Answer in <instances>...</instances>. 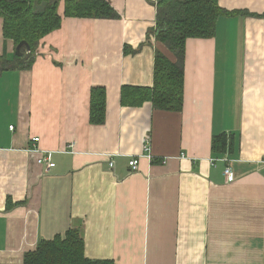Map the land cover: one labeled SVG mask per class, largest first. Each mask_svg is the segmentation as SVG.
<instances>
[{"label":"crops","instance_id":"crops-1","mask_svg":"<svg viewBox=\"0 0 264 264\" xmlns=\"http://www.w3.org/2000/svg\"><path fill=\"white\" fill-rule=\"evenodd\" d=\"M105 1L118 18L66 17L60 0V28L19 61L0 16V69L14 66L0 72V264L70 229L90 260L264 264V0H217L249 16L186 41L180 112L121 104L122 87H153L157 0ZM93 87L102 125L89 122ZM223 134L232 149L215 154ZM35 137L52 168L29 152Z\"/></svg>","mask_w":264,"mask_h":264},{"label":"trees","instance_id":"trees-1","mask_svg":"<svg viewBox=\"0 0 264 264\" xmlns=\"http://www.w3.org/2000/svg\"><path fill=\"white\" fill-rule=\"evenodd\" d=\"M60 0H0L3 36L16 46L25 41L32 54L47 34L61 26L57 13ZM64 15L71 18L116 19L118 15L105 0H64ZM43 4V9H35ZM249 16L246 12H228L217 0H157L155 27L150 32L174 57L168 60L155 52L152 88L122 87L121 104L138 106L150 102L156 110L180 112L183 102L185 43L190 38L209 39L215 35L217 20L229 15ZM22 47L21 52H25ZM125 53L132 49L125 48ZM27 54V55H29ZM15 61H19L18 57ZM5 62V61H4ZM28 62L27 65H29ZM0 72L6 68L2 65ZM105 120V89L90 91L89 122L102 125ZM233 140L227 135L212 139L211 150L223 154L232 149ZM23 264H115L113 261L90 260L84 256V244L79 231L70 229L52 240L40 241L36 250L25 254Z\"/></svg>","mask_w":264,"mask_h":264},{"label":"built area","instance_id":"built-area-1","mask_svg":"<svg viewBox=\"0 0 264 264\" xmlns=\"http://www.w3.org/2000/svg\"><path fill=\"white\" fill-rule=\"evenodd\" d=\"M12 129V126L10 127ZM39 142V138L38 137H35V138H32V144H33V147L30 148L29 152L30 153H33V154H37L38 157L36 159L37 163L39 165H44L46 164V167L49 169V168H52L54 166V163L51 162V155H52V152H46V151H41L40 149L37 148L36 146V143ZM148 145H149V140H146L145 142V146H144V152L146 155H143V156H136V157H132L130 160H129V168L131 169V171H136L138 169V165H139V160L142 158V157H145V158H149L151 159V156L148 154L149 152V148H148ZM39 153V154H38ZM222 161H226V162H229V160L227 158H224L222 159ZM112 162L109 163V166L112 167ZM225 176L227 177V180L229 182H232L233 181V177H232V174H231V169L229 167H227L225 169V172H224Z\"/></svg>","mask_w":264,"mask_h":264},{"label":"water","instance_id":"water-1","mask_svg":"<svg viewBox=\"0 0 264 264\" xmlns=\"http://www.w3.org/2000/svg\"><path fill=\"white\" fill-rule=\"evenodd\" d=\"M22 47H25L26 51L30 50L29 45L27 44V42L21 41L15 48V55L16 56L22 57L24 55V53L21 52Z\"/></svg>","mask_w":264,"mask_h":264},{"label":"rangeland","instance_id":"rangeland-1","mask_svg":"<svg viewBox=\"0 0 264 264\" xmlns=\"http://www.w3.org/2000/svg\"><path fill=\"white\" fill-rule=\"evenodd\" d=\"M159 53L162 55V56H164V57H166L168 60H174V57H173V55L164 47V49H160L159 50ZM13 127V126H12Z\"/></svg>","mask_w":264,"mask_h":264}]
</instances>
